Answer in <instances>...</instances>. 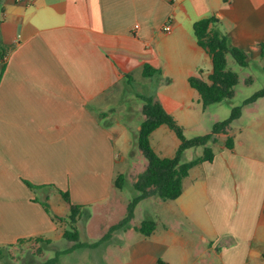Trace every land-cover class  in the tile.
<instances>
[{
	"label": "crops",
	"instance_id": "crops-1",
	"mask_svg": "<svg viewBox=\"0 0 264 264\" xmlns=\"http://www.w3.org/2000/svg\"><path fill=\"white\" fill-rule=\"evenodd\" d=\"M212 15L249 61L264 57V0H0V245L24 238L57 247L66 228L43 205L51 194L65 210L70 203L107 210L119 189L116 138L131 130L136 140L144 119L143 102L121 108L132 74L144 76L150 64L168 82L180 79L179 93L148 95L171 114L184 110L175 96L194 98L189 77L212 69L194 34V23ZM228 136L217 135L213 161L189 174L181 196L137 204V222L123 235L146 219L157 221L150 235L111 237L54 264H104L107 246L117 249L118 264H264V156L227 147ZM108 224L99 235L79 226L81 241H99ZM50 258L43 251L39 263Z\"/></svg>",
	"mask_w": 264,
	"mask_h": 264
},
{
	"label": "rangeland",
	"instance_id": "rangeland-1",
	"mask_svg": "<svg viewBox=\"0 0 264 264\" xmlns=\"http://www.w3.org/2000/svg\"><path fill=\"white\" fill-rule=\"evenodd\" d=\"M227 67L237 72L240 80L235 88V95L232 99L204 107L198 92L195 90L194 98L193 96L191 97L190 95L185 94L184 96H175V98L178 97L184 101L185 108L184 110H176L172 115L178 123L184 127L186 137L193 138L211 132L216 122L228 119L231 116L232 109L234 107H240L241 115L232 122L228 129L230 130V135L233 139V145H235V147L241 152L264 156V98H259L254 105L245 104L247 98L264 87V57L251 59L249 65L243 67L240 66L231 55H228ZM206 69L207 68L205 67L203 68L204 71H207ZM168 80L169 75L163 72H160V74L158 73L157 78L152 81H149V78L138 73H133L126 94L129 102L122 103L121 108H124L129 104L137 106L140 102L142 103V98L137 96L138 92L145 95H148L155 90H158V92L165 91L173 93L174 95L179 93L182 88L181 80L176 79L175 82H168ZM137 116L140 115L136 113V117ZM162 126L165 127L157 128L158 130L152 133V146L161 156H173L180 144V140L171 128L167 125ZM116 141V152L117 156H119L117 162V171H119V173H117L116 176L119 174L125 175L126 183L122 189L117 190L116 199L111 201L107 210L106 206H104L105 208L89 210L90 216L83 218L80 221L79 226H87L91 229V232L94 235H99L100 232L98 231L101 225L111 223V225L108 224L110 226H107V231L111 226L119 223L126 217L129 201L134 197V194H136V190L130 185V179L132 176L138 175L142 172L147 162L145 156L140 151L137 145V139L135 140L134 134L131 130H128L125 137L122 139L117 137ZM218 143H221L219 139L216 143H210L213 151L218 149ZM203 151V146L190 148L184 153L183 160L189 161L198 158L203 154ZM198 166L192 168V171L190 170V175L198 170ZM189 179L190 176L185 178L184 181L189 183ZM54 195L55 194H51V199L46 202L50 210L49 213H51L53 219L55 217L65 218L64 221L57 220V222L59 226L69 228L67 221L69 209H63L60 206L61 203L59 199ZM59 198L64 199L62 197ZM134 220L137 222V218L135 219V212L130 222V227L134 224ZM130 227L116 229L112 232L110 238L113 237L111 239L114 243H122L125 238H133V235L138 233L135 230L127 233L126 236L123 235V233L127 232ZM22 240L23 241L20 239L12 245L1 244V246L9 249L10 255L0 261V264H40L39 262L43 251H46L48 256L54 257L56 256V249H64L69 245L68 239L66 238L63 239L56 248H45V245H39V243L34 240L29 242L24 238H22ZM116 250L115 246H107L104 264H118ZM84 263L85 262H81V264Z\"/></svg>",
	"mask_w": 264,
	"mask_h": 264
},
{
	"label": "trees",
	"instance_id": "trees-1",
	"mask_svg": "<svg viewBox=\"0 0 264 264\" xmlns=\"http://www.w3.org/2000/svg\"><path fill=\"white\" fill-rule=\"evenodd\" d=\"M219 19L212 15L197 20L194 23V34L197 43L210 56L212 69L205 79L201 75H191L188 79L190 86L195 89L204 107L232 99L235 95V88L239 84L237 72L227 67V56L231 55L234 60L243 67L249 65L247 55L238 47L232 45L225 33L219 28ZM3 68V67H2ZM160 73V69L145 64L143 75L151 77ZM2 73L0 74L1 80ZM264 96V87L256 91L252 96L245 100V104H253ZM143 101L142 112L144 119L137 132V145L147 160L146 169L138 175L133 182L136 195L129 201L126 217L119 223L111 226L103 237L96 242L88 243L81 241L79 235V223L83 218L90 216L87 205L70 203L69 214L67 215L69 228H66L63 236L73 242L71 248L57 251L56 256L44 261L41 264H54L61 254L68 253L74 249L82 247H96L100 242L110 238L112 232L119 228L130 227V222L134 216L135 208L139 202L151 196H158L163 200H173L181 196L184 190V180L190 174V170L195 166L201 165L205 161H213L214 151L210 143H215L216 137L220 133H225L232 122L241 115V108L234 107L228 119L218 121L214 124L212 131L193 138H187L184 127L178 123L175 117L169 113L161 102L152 95L140 94ZM162 125L171 128L180 140V144L173 156H161L152 146V133ZM226 146L233 148V139L228 136L225 140ZM203 146L204 151L198 158L184 161V153L193 147ZM32 190L43 187L26 182ZM125 185V175L119 174L115 178V186L122 189ZM66 200L70 202L66 192H62ZM44 207L50 212L48 204L43 202ZM55 220H65L62 217H55ZM155 220H143L136 230L144 235H150L156 228ZM34 239H39L36 237ZM21 241H23L21 239ZM27 242L32 239L26 240ZM7 249L0 245V261L5 257Z\"/></svg>",
	"mask_w": 264,
	"mask_h": 264
},
{
	"label": "built area",
	"instance_id": "built-area-1",
	"mask_svg": "<svg viewBox=\"0 0 264 264\" xmlns=\"http://www.w3.org/2000/svg\"><path fill=\"white\" fill-rule=\"evenodd\" d=\"M164 31H165L166 33H171V32L173 31V26H172V24L168 23L167 25H165V27H164Z\"/></svg>",
	"mask_w": 264,
	"mask_h": 264
}]
</instances>
